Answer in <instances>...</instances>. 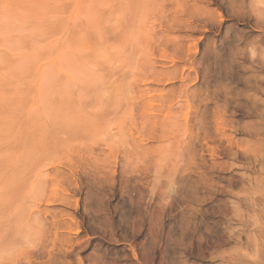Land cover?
Listing matches in <instances>:
<instances>
[{"label": "rangeland", "instance_id": "1", "mask_svg": "<svg viewBox=\"0 0 264 264\" xmlns=\"http://www.w3.org/2000/svg\"><path fill=\"white\" fill-rule=\"evenodd\" d=\"M0 264H264V0H0Z\"/></svg>", "mask_w": 264, "mask_h": 264}]
</instances>
